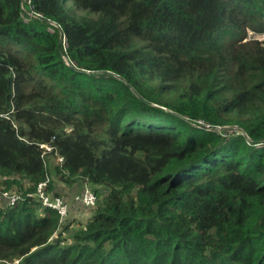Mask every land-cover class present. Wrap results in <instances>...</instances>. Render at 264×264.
<instances>
[{"label":"trees","instance_id":"1","mask_svg":"<svg viewBox=\"0 0 264 264\" xmlns=\"http://www.w3.org/2000/svg\"><path fill=\"white\" fill-rule=\"evenodd\" d=\"M247 30L264 35V0H0V201L19 195L0 263L264 264V40ZM46 177L95 194L69 242V203L59 224L33 195Z\"/></svg>","mask_w":264,"mask_h":264},{"label":"built area","instance_id":"2","mask_svg":"<svg viewBox=\"0 0 264 264\" xmlns=\"http://www.w3.org/2000/svg\"><path fill=\"white\" fill-rule=\"evenodd\" d=\"M196 123L197 125H203L200 120H197ZM38 146L42 150L41 156H45L47 153L53 151L52 146H50L49 144L41 143ZM61 161L62 159L60 157H57V162L60 163ZM48 181L49 179L46 177L44 181L39 182L35 187L33 195L43 207L54 210L56 212V214L58 215V223L61 224L68 215V204L62 197L47 192L46 187ZM1 197L7 202L9 206L14 205L19 199V195L15 192H3L1 194ZM95 201V194L88 187H84L80 193L73 196L74 203H80L87 208H92L95 205Z\"/></svg>","mask_w":264,"mask_h":264},{"label":"rangeland","instance_id":"3","mask_svg":"<svg viewBox=\"0 0 264 264\" xmlns=\"http://www.w3.org/2000/svg\"><path fill=\"white\" fill-rule=\"evenodd\" d=\"M24 8H25V6H24ZM25 13H26V11H25ZM27 15L30 17V16H32V13L27 12ZM245 38L246 39L254 38V39H257L259 41H262V40H264V35L259 34V33H255V32L250 31V30H247ZM228 128L229 127L226 128V132H234V130H235V127H230V129H228ZM52 158L51 157L48 158L47 163L55 162V160ZM58 184H60V183H58V182L55 183V187H56L55 190L57 192H58ZM84 187H88L92 190V187L90 185H86V184H83V186H73V187L71 186V187H67V188L71 191V193H72L71 196L72 195L74 196L77 191H79L81 188L83 189ZM58 194L61 196L60 193H58ZM73 196H72V199H71L69 204H71L73 202ZM1 201H0V204H4L3 201H5V200L3 199ZM65 202H67V201H65ZM67 204H68V202H67ZM93 210H94V207L91 208L90 212L88 211L89 212L88 213L87 207L80 205V204H77V203H74L73 206L70 207L69 217L67 218V221H66V222L70 223V227L66 231H64L62 234V236H64L65 239L67 240V242H69V236H70L71 232L73 231V229L79 228L87 220L88 217L86 218V216H90L92 214ZM0 264H17V261L14 260L13 263L3 262Z\"/></svg>","mask_w":264,"mask_h":264},{"label":"crops","instance_id":"4","mask_svg":"<svg viewBox=\"0 0 264 264\" xmlns=\"http://www.w3.org/2000/svg\"><path fill=\"white\" fill-rule=\"evenodd\" d=\"M58 193H60L61 194V196L62 197H64V199L68 202V203H70V201H71V199H72V196H71V191L68 189V188H66V187H64L62 184H58ZM71 196V197H70ZM73 202L71 203V204H69V206L70 207H72L73 206ZM90 209L91 208H89V209H87V212L89 211L90 212ZM88 212V213H89ZM87 217H89V216H86V218Z\"/></svg>","mask_w":264,"mask_h":264},{"label":"water","instance_id":"5","mask_svg":"<svg viewBox=\"0 0 264 264\" xmlns=\"http://www.w3.org/2000/svg\"><path fill=\"white\" fill-rule=\"evenodd\" d=\"M59 43H61V39H59Z\"/></svg>","mask_w":264,"mask_h":264}]
</instances>
